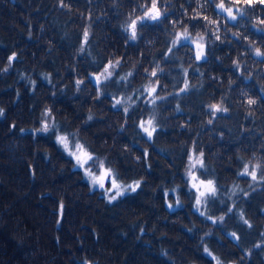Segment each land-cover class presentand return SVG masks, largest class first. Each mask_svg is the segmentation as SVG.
Wrapping results in <instances>:
<instances>
[{"label": "clouds", "instance_id": "9594fccd", "mask_svg": "<svg viewBox=\"0 0 264 264\" xmlns=\"http://www.w3.org/2000/svg\"><path fill=\"white\" fill-rule=\"evenodd\" d=\"M55 6L63 9L69 19L79 17L81 20L68 29L78 31L80 37L71 50V62L65 60L62 68L52 70L36 65L31 70H17L15 62L19 54L13 51L0 64V76L18 72L16 86H8L15 87L13 104L21 96L18 86L21 82L29 95H36L39 81L51 87L49 95L52 97L57 95V84L60 93H66L71 85L72 96L83 95L88 103L83 107L82 118L73 124L72 117L60 106L54 108L50 101L44 100L31 122L19 125V134L31 131L33 140L40 135H51L56 147L71 160V169L80 170V178L87 182L88 191L102 192L105 202L111 205L137 193L147 177L126 178L119 161L111 159V150L117 148V137L113 136L111 142L104 139L99 145L104 149L101 152L96 150L94 136L86 131L88 126L98 120L106 121V127L100 131L127 135L129 143H121L117 150L121 157L130 155L136 164L142 158L133 151L130 142L141 144L143 162L149 170L150 147L156 144L158 134L172 128L176 133L186 132L190 139L174 135L171 143L163 147L157 145L161 151L178 152L183 156L179 173L182 179L176 178L173 164L164 162L173 176L168 181L161 180L152 192L163 191V203L169 211L190 204L191 211L208 222L203 225L191 218L190 223L179 218L172 221L181 223L189 234L202 229L194 247L212 264H251L253 252L264 249V203L259 205L260 215L248 207L255 193L264 192V134L257 131L260 138L254 145L237 143L225 155L220 149L208 153L200 132L213 128L222 117L234 115L242 121L241 132H247L249 129L244 122L254 123L264 116L260 95L245 87L249 81H255L260 94L264 95V40L248 32L251 28L264 33V0H107L101 8L89 7L86 11L75 7L71 0H55ZM108 9L117 17L112 27L124 33L126 39L122 47L93 50L94 21L109 18ZM146 25L158 27L149 32ZM67 34L64 32L62 38ZM28 35L30 37L31 32ZM46 43L47 51H51L53 42ZM130 44L139 47L129 51ZM218 46L224 47V51L219 52ZM210 50H217L216 62L234 69L235 75L211 71L204 63L209 59ZM81 57H86L84 62L91 65L86 73L80 68ZM66 70L71 71V79L61 83ZM89 79L94 87L88 84ZM32 107L34 105H29L30 110ZM7 112V105L0 103V120L5 119ZM180 113L185 115L181 117ZM18 123L12 119L8 132L15 131ZM218 135L224 138L223 133ZM139 137H144L147 143ZM13 146H17L15 140ZM43 151L45 157L50 158L48 148ZM63 170L62 164L60 171ZM32 178H35L34 172ZM182 190L186 196L182 195ZM139 219L134 217V220ZM217 226L223 228L234 243H229ZM241 227L245 233H254L251 243L243 242ZM143 231L141 224L140 233ZM166 235L161 233V237ZM214 236L232 253L229 258L224 251L213 247ZM159 254L176 264L167 247L161 246ZM109 260L115 264L114 253L98 248L97 254L92 256L82 253L80 264H108ZM187 264H199V261L187 258Z\"/></svg>", "mask_w": 264, "mask_h": 264}, {"label": "trees", "instance_id": "16d2710c", "mask_svg": "<svg viewBox=\"0 0 264 264\" xmlns=\"http://www.w3.org/2000/svg\"><path fill=\"white\" fill-rule=\"evenodd\" d=\"M71 3L86 11L89 7L101 8L106 5L107 0H92L91 4L89 0H71ZM108 12L109 18L94 21L96 35L93 50L99 47L119 48L126 39L124 33L112 27V22L117 19L112 15V9H108ZM80 23L79 17L69 19L63 9L57 8L55 0H0V64L15 51L19 54L15 62L17 70H31L33 65L49 70L62 68L65 60L71 62V50L80 38L78 31L68 29L71 25ZM146 27L151 32L158 26ZM64 32L68 34L62 38ZM248 32L264 40V33H257L251 28ZM47 41L54 44L51 51H47ZM138 47L139 45L130 44L128 50L135 51ZM218 51L223 52L224 47L218 46ZM216 54L217 50H210L209 59L204 62L209 69L235 75L234 69L225 68L216 62ZM80 60V68L86 73L91 65L84 62L86 57H81ZM17 75V71H10L0 76V103L8 107L5 119L0 120V264H80L82 253L92 256L97 254L98 248L111 250L115 264H171V261L159 254L161 246L168 248L176 264H187V258L196 259L199 264H212L206 255H201L198 248L194 247L202 229L189 234L181 223L172 221L179 218L184 223H190L191 218L203 225L208 222L191 211L190 204L187 207H174L169 211L163 203V191H157L156 194L152 192V188L161 180L168 181L173 176V172L164 167V162L173 164L176 178L182 179L179 173L183 156L178 152L161 151L160 147L171 143L174 135L190 139L186 132L176 133L172 128L158 134L156 144L150 147L149 170L143 162L141 144L130 142V147L142 158L136 164L130 155L121 157L117 150L121 143H129L127 135L111 130L100 131L106 127V121L98 120L88 126L86 131L94 136L96 150L101 152L104 149H100L99 145L104 139L111 142L113 136L117 137V148L111 150V159L119 161L126 178L140 175L147 177L137 193L127 195L114 204H107L102 192L88 191L87 182L80 178V170L71 169V160L56 147L51 135H40L33 140L31 131L19 134V125L31 122L44 100L50 101L54 108L60 106L75 124L82 118L83 107L88 103V98L83 95L72 96L71 85L66 93H60L59 84L56 86V97H52L49 95L51 87L43 81H39L37 85V94L29 95L21 82L18 85L21 96L13 104L15 87L8 86H16ZM71 76V71L66 70L61 83L70 80ZM56 77H59V73ZM240 83L244 84V81L241 80ZM88 84L94 87L91 79ZM245 87H250L253 94L260 95L264 102V95L260 94L255 81H249ZM104 99L107 100L108 97L105 96ZM73 102H76L75 105ZM29 105L34 107L30 110ZM108 111L112 112L111 109ZM115 112L118 113L119 109ZM179 115L183 117L185 114ZM12 119L19 123L17 129L9 133L8 125ZM111 119L112 116H109L108 120ZM241 123L240 118L235 115L222 117L213 128L201 131L200 137L206 151L211 154L220 149L226 155L237 143L254 145L260 138L257 131L264 134V116L254 123L244 122V126L249 129L247 132H241ZM218 133H223L224 138L221 139ZM139 139L147 143L144 137ZM14 140L17 142L16 147L13 146ZM45 147L51 153L50 158L45 157ZM62 164L63 172L60 171ZM32 172L35 173L34 179ZM182 195L186 196L187 193L182 190ZM262 203L264 192L255 193L248 202V207L256 215H260L259 205ZM134 217L140 219L134 220ZM141 224L144 225L143 234L140 233ZM228 224H232L231 217ZM217 228L229 243H234L223 228ZM240 231L244 237L243 242L251 243L254 233H245L242 227ZM162 232L167 235L161 237ZM212 245L217 250L224 251L226 258L232 255L226 245L215 236L212 238ZM236 247L239 248V245ZM262 252L264 249L253 252L251 264H264ZM108 264H112V260Z\"/></svg>", "mask_w": 264, "mask_h": 264}]
</instances>
